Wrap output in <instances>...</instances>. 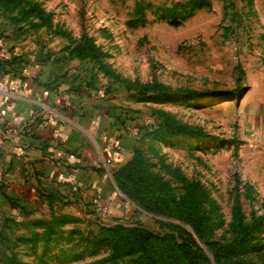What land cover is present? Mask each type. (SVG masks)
<instances>
[{
  "label": "rangeland",
  "instance_id": "obj_1",
  "mask_svg": "<svg viewBox=\"0 0 264 264\" xmlns=\"http://www.w3.org/2000/svg\"><path fill=\"white\" fill-rule=\"evenodd\" d=\"M0 40L129 132L87 204L0 185V264H264V0H0Z\"/></svg>",
  "mask_w": 264,
  "mask_h": 264
},
{
  "label": "crops",
  "instance_id": "obj_2",
  "mask_svg": "<svg viewBox=\"0 0 264 264\" xmlns=\"http://www.w3.org/2000/svg\"><path fill=\"white\" fill-rule=\"evenodd\" d=\"M35 66L32 54L0 40L2 189L33 205L60 199L87 204L95 194L108 195L109 171L126 155L129 139L116 109L47 90ZM253 180L264 184L258 176Z\"/></svg>",
  "mask_w": 264,
  "mask_h": 264
},
{
  "label": "built area",
  "instance_id": "obj_3",
  "mask_svg": "<svg viewBox=\"0 0 264 264\" xmlns=\"http://www.w3.org/2000/svg\"><path fill=\"white\" fill-rule=\"evenodd\" d=\"M43 95H47L48 91L43 90ZM6 120V115L3 111L0 110V125L3 124ZM92 205L96 208L95 211H97L100 215H104L107 213L110 209V202L108 200H104L100 196H96L93 198Z\"/></svg>",
  "mask_w": 264,
  "mask_h": 264
},
{
  "label": "trees",
  "instance_id": "obj_4",
  "mask_svg": "<svg viewBox=\"0 0 264 264\" xmlns=\"http://www.w3.org/2000/svg\"><path fill=\"white\" fill-rule=\"evenodd\" d=\"M181 247H182V251H183L184 253H186L187 256H188V262H189L190 264H195L196 262L193 261V254L190 253V252L188 251V249L185 248V247H183L182 245H181ZM197 251L200 253V252L202 251V249H199V250H197ZM215 258H216V256H215ZM215 260L217 261L218 259L216 258Z\"/></svg>",
  "mask_w": 264,
  "mask_h": 264
}]
</instances>
